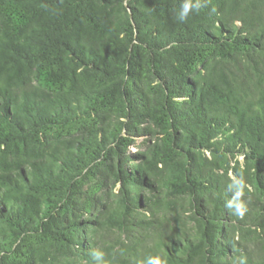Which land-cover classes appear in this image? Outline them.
I'll return each mask as SVG.
<instances>
[{"label": "trees", "instance_id": "1", "mask_svg": "<svg viewBox=\"0 0 264 264\" xmlns=\"http://www.w3.org/2000/svg\"><path fill=\"white\" fill-rule=\"evenodd\" d=\"M93 250L264 264V0H0V264Z\"/></svg>", "mask_w": 264, "mask_h": 264}, {"label": "clouds", "instance_id": "2", "mask_svg": "<svg viewBox=\"0 0 264 264\" xmlns=\"http://www.w3.org/2000/svg\"><path fill=\"white\" fill-rule=\"evenodd\" d=\"M192 7L190 3L184 4V13L187 14ZM240 192L236 193L232 200L227 201L226 207L233 210L235 215L243 217L245 208L244 205L239 202ZM91 264H104V253L102 251L93 250L90 253ZM144 264H161V260L158 257L149 256Z\"/></svg>", "mask_w": 264, "mask_h": 264}, {"label": "rangeland", "instance_id": "3", "mask_svg": "<svg viewBox=\"0 0 264 264\" xmlns=\"http://www.w3.org/2000/svg\"><path fill=\"white\" fill-rule=\"evenodd\" d=\"M138 143H139V141H138Z\"/></svg>", "mask_w": 264, "mask_h": 264}]
</instances>
